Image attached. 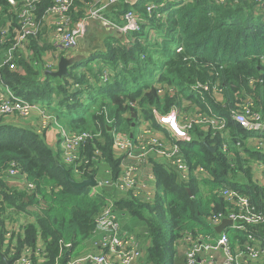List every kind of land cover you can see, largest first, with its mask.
<instances>
[{
	"label": "trees",
	"instance_id": "16d2710c",
	"mask_svg": "<svg viewBox=\"0 0 264 264\" xmlns=\"http://www.w3.org/2000/svg\"><path fill=\"white\" fill-rule=\"evenodd\" d=\"M6 1L0 0V26L6 18L15 19V15L4 8ZM51 1L40 0L36 19H40ZM149 1L153 0H138L135 4L120 1L104 11L107 21L120 25L122 14L134 9L148 24L142 23L138 32L126 34L124 44L119 37L111 35V40H106L107 52L79 62L86 71L79 73L76 65L72 73L64 74L68 78L66 86L57 83L51 86L50 80L61 81V76L44 73L42 80L38 77L39 68L49 66L50 71L57 68L56 59L45 62L39 58L44 50L42 43L32 42L36 56L33 66H27L19 51L14 60L15 69H9L2 63L9 45L2 43L0 37V81L11 88L15 96L29 102L39 96L45 100L50 90L61 93L63 97L57 100V110L61 115L70 114V119L64 122L68 126L76 125L72 127L74 133L89 131L91 135L77 149L82 164L74 171L73 165L63 160L59 147L50 148L43 136L32 128L1 121L0 117V188L4 194L0 201L2 264L5 260L13 264L22 253H27L31 264H66L70 257L94 243L98 236L93 232L94 219L108 205L106 196L111 197L118 210L140 221L148 238L146 257L150 264H185V253L179 252L175 243L182 242L187 235L217 236L206 220L211 214L225 211L226 202L218 194L223 186L247 195L264 216V186L256 184L249 165L251 159H264V153L247 147L249 134L231 116L233 110H241L249 103L264 119V9L257 11L253 0H227L223 5L213 0H174L161 7L160 14L162 9L178 6L162 23L147 16L145 7ZM82 5L83 2L77 1L71 9L72 23L81 19ZM250 14L255 16L252 21ZM154 24L155 27L150 26ZM156 32L160 38L154 42L151 36ZM162 58L168 60L161 69ZM98 61L96 71L92 70L91 64ZM158 69L162 72L159 76L155 72ZM151 79L166 87L167 83H177L186 90L185 94L192 92L189 89L192 85H206L208 91L201 97L192 92L187 98L197 106L200 104L201 110H206L202 103H208L211 117L226 120L227 131L210 126L206 130L190 129L189 142H175L170 135L165 137L166 143L180 147L190 169L201 168L204 177L190 175L182 179L177 172L167 169L163 161L150 158L160 188L151 202L131 199L130 191L124 194L113 187L92 195L90 187H73L63 167L77 181L89 176L99 179L117 175L119 158L112 149L113 135L132 131L131 113L138 119L153 120L154 108L146 106V102L152 104L159 115H165L172 105L182 106L183 90L171 92L168 89L161 97L157 85L146 90ZM129 102L134 103L133 110ZM98 108L100 113L93 114ZM158 127L156 125L160 130ZM161 130L167 132L163 127ZM262 137L264 134L257 140ZM224 143L230 152L223 148ZM236 145L244 148L240 150ZM96 149L101 153L95 154ZM12 161L18 171L16 183L7 185V168ZM31 205L36 206V211L29 210ZM8 208L28 213L27 216L33 218L29 217L4 237ZM166 225L170 227L174 249L170 247ZM248 227L256 234H264V220ZM226 231L232 248L245 250L246 236L239 231ZM38 238L40 244L36 245Z\"/></svg>",
	"mask_w": 264,
	"mask_h": 264
},
{
	"label": "built area",
	"instance_id": "2783aa9c",
	"mask_svg": "<svg viewBox=\"0 0 264 264\" xmlns=\"http://www.w3.org/2000/svg\"><path fill=\"white\" fill-rule=\"evenodd\" d=\"M77 1L83 2V0H52L51 4L46 8L40 19H36L35 12L39 0H22L20 8L13 10L12 14H17L15 15V19L17 17L25 16L28 19V22H32L33 19H35L39 24L45 23L48 18L51 19L46 28L55 22V29H58L61 34L60 38H58L59 43L57 44V48H60L65 52L76 47L79 38L86 34V23L90 18L103 20L108 27H111L120 36L126 35L130 32H138L140 25L145 20L139 12L134 9L126 10L122 14V24L120 25L110 24V22L104 17V11L109 9L114 3L123 1L128 4H135L137 2L136 0H95L93 3H91L90 0L89 5L84 8L85 11L81 19L72 23L69 13L71 9L74 8ZM173 1L174 0H163V2L162 0L156 2L149 1L145 7L147 16L150 18L158 6H162L163 3ZM213 1L217 5H223L227 0ZM8 2L10 3L8 6H16L15 0H8ZM253 2L257 11L264 9V0H253ZM9 12H11V10H9ZM3 25L8 26V22ZM16 25L21 27L20 22H17ZM7 32L8 27L0 28L2 43H8V39L11 38L10 35H6ZM12 39L14 40L15 38L13 37ZM21 39L22 38L18 39V41ZM121 43L124 44L125 40L122 39ZM22 45H19L13 51L6 50L7 57L2 60V63L7 65L11 70L15 69L14 60L16 58V53L20 50L22 52ZM55 57L57 62L58 57L56 55ZM207 88L206 85L202 84H195L189 87L192 92H197L200 97L203 92L208 91ZM166 90H168V88L162 86V92H160V94H165ZM192 92H188L187 95H190ZM188 101L192 103L194 107H197V104L191 99H188ZM205 104L207 106L209 105L207 103ZM129 105L134 107V104ZM180 111L185 114L180 107L172 105L169 111L165 115H162V127L170 132V136L175 142H189L191 140L189 128L192 123H196V120L198 119L206 121L213 129H225L226 120L224 118L211 117L209 115L211 113L210 105L207 110H201L197 107L194 111L196 117L192 118L188 124H179V116L181 115ZM31 112L32 106L22 102L16 98L14 94H0V116L29 115ZM175 114L178 117L177 121ZM231 116L234 121L247 131L249 138L257 140L258 136L264 134V119L250 106L249 103L243 105L241 110H233ZM217 125H219V127ZM139 133V135L133 136L134 139L132 141L122 135L115 136L114 146L120 155L118 165L119 172L116 175V180L112 183L105 182V186L113 187L124 194L126 191H130L133 195H136L141 188H147V185L143 183L138 176V170L135 166L136 162L145 161L146 158L151 156L161 159L167 169L174 170L182 179L189 178L190 175L197 178L204 177L201 168L190 169L188 163L182 158L183 156L180 153V147L177 144H169L170 147L167 149V152L170 153L171 157V161H169L168 159H164L162 154L164 145L168 143L165 142V144L161 145L159 142L151 139V133L146 128V125L141 126ZM71 134L72 135L67 133L63 146L59 145V148L63 160L72 164L74 171H77L76 169L82 164L77 149L85 139L91 135L74 132ZM144 134H147V139L144 137ZM124 144L126 146H124ZM100 153L101 152L98 149L95 150V154ZM7 172L9 177L13 179L16 178L18 171L14 161L10 163ZM149 174H151V182L154 181L155 176L153 172L151 171ZM262 174L264 175V172ZM28 185L29 187L32 186L29 183ZM91 190L92 194L97 192L99 190V183H96L95 187H91ZM148 193L153 197L155 191L153 190L152 193ZM218 194L226 202V209L223 212L211 214L206 221L212 227L217 226L223 219L230 220L231 224L226 225L216 237L209 235H205L204 237L199 235L197 237L189 235L184 236V239L180 244L186 246L185 264H256L257 262L262 261V258L264 257V234H256L248 227L255 226L264 220L262 212L257 211L250 198L239 190L229 186H223L220 188ZM136 198L142 199L140 196H137ZM114 206L113 202H109L102 212L94 219L93 232L98 235L96 236L94 243L99 242L98 247H101L103 251L100 253L90 251L80 256L70 257L66 264H131L134 260L136 250L134 246L129 248V241H121L118 238V223L115 217ZM226 230L239 231L246 236L245 250L232 248ZM7 236H9V233ZM68 245L69 244L66 246ZM26 254L27 253H24L20 259L17 258L13 264H31L26 257ZM115 254L119 256L118 262H114L110 259V256Z\"/></svg>",
	"mask_w": 264,
	"mask_h": 264
},
{
	"label": "rangeland",
	"instance_id": "374dc122",
	"mask_svg": "<svg viewBox=\"0 0 264 264\" xmlns=\"http://www.w3.org/2000/svg\"><path fill=\"white\" fill-rule=\"evenodd\" d=\"M16 1V0H15ZM95 0H91V3H93ZM21 2L22 0L16 1V6L12 7V6H8V4H10L8 2V0L6 1V4L4 5V8L6 10H11V12H13V10H17L20 8L21 6ZM40 2V0H39ZM90 0H83V5L81 6V8H83V10L85 11L84 8L87 7V5H89ZM14 6V5H13ZM162 6H158V8L155 10V13L152 17L156 18L159 22H165L168 18V14L170 13V11L174 10L173 8H167L164 13H163V17L162 14H160V9ZM0 15L2 16V13L0 11ZM17 15V14H12V16ZM250 21H252L255 16H253L252 14H250V16H248ZM253 18V19H252ZM5 23L6 24L8 22V32L6 33V35H10V39H8V45H9V49L8 51H13L15 48H17L19 45L21 46L22 52H23V57L24 60L27 62V66H33V62L36 59V56L34 54V49L31 47L32 42H37V43H42V47H44V50L42 51V53L39 55V58L41 60H45V62H48L49 59H55V54L59 57L64 56V57H75L73 60V62H71L70 64L67 65L66 68V73H68V71H70V73H72L73 68L77 65L78 67H76V69H78V72L81 73L82 71H86V68H82L80 65V59H81V52L83 51L84 55H87V58L92 59L94 58L97 54L100 53H104L107 52V44H106V40L109 41L111 40L110 38H112L111 35L113 36H120L115 30H113L111 27H106L107 30L104 29V21L101 19H94V18H90L89 20H87L86 23V34L79 38L78 43L76 45V47L68 50V51H63L60 48H57V44L59 43L58 38H60V32L58 31V29H55V22L50 25L48 28V22L51 20L48 18V20L45 23L39 24L35 19H33L32 22H28V19L25 16H21V17H17L16 19H5ZM93 21V25L92 22ZM3 22V21H2ZM17 22L21 23V27H18L16 25ZM103 23V24H102ZM144 24H148L147 20H145L143 22ZM156 23V21H155ZM111 24V22H110ZM113 24V23H112ZM102 27H101V26ZM100 26V27H98ZM111 26V25H110ZM152 27H155L154 25H150ZM101 30V33L99 34V32ZM150 31L153 33V29L151 28ZM164 33V32H163ZM95 36V37H94ZM15 38L14 40L12 38ZM22 38L21 40L18 41V39ZM160 38V35L156 32L151 36V39L155 42L156 40H158ZM50 47V48H49ZM49 48V49H48ZM162 47H159V49H161ZM82 49V50H81ZM80 50V51H79ZM177 50V49H176ZM21 51V50H20ZM19 52V51H18ZM78 52L79 55H75V53ZM82 54V55H83ZM20 56V55H19ZM84 57V56H83ZM48 59V60H47ZM71 59V58H69ZM262 60L264 61V56L262 58ZM97 64V65H96ZM99 64L97 62H93L91 64L92 66V70L97 69V66ZM101 64V62H100ZM46 65H48V63H46ZM162 69V67H161ZM47 71H50L49 66H46L44 68H39L38 69V77H40V79L42 80L44 78V73L47 74ZM156 75L159 76V74H161L162 72L160 71V69L156 70ZM107 72L104 71V76L106 75ZM31 74H29L30 76ZM54 76V75H53ZM62 80L59 81L57 79H54L55 81H53L52 79L50 80L51 82V86H56L57 84H61L63 86H66V82L68 80V78L66 76H64V74H62V76L60 77ZM152 79L150 80V86L147 87V91H150L151 86H156V89L160 92H162V84L158 81H152ZM165 88H168L169 90L172 91H176V90H183V94H184V102L182 101V106L180 107L182 109L183 112H185V114H183L181 111V115L179 116V124H188L189 121L192 120V118L196 117V114H194V111L197 109L198 106H200V104H198V106L194 107V105L192 103H190L188 101L189 96H185L188 94V92L185 94L186 90L185 89H181V86H178L177 83L171 82V83H167L166 87L165 85H163ZM14 94L13 90H11V88H8L6 85H4L1 81H0V94ZM15 96V95H14ZM62 96L61 93H57L55 90H50L49 93L46 95V99L43 100V98L41 96L36 97L31 99V102L23 100L20 97L15 96L16 98H18L19 100H21L22 102H24L25 104H29L32 106V112L29 115H3L0 116L2 118L1 121H9V120H13L16 121L17 123L19 122L20 125H22V127H26V125H29L32 127V125H34L35 127L33 128L35 130V132L41 137L43 136L44 140L47 142V144H49L50 148H54V147H59V145L63 146L64 144V139L67 136V133H69L70 135H72V132H75L74 130H72L74 126H68L66 124L67 120L70 119L69 117V113L67 115H61L58 110H57V106H59V104L57 103V100ZM160 96L162 97V93L160 94ZM63 97V96H62ZM61 97V98H62ZM61 98L59 100H61ZM208 98V97H207ZM129 104H134V103H130ZM208 104V103H207ZM146 106L150 107V108H154L155 110H157L155 107H153L152 104L149 103H145ZM130 106V105H129ZM209 106V105H208ZM208 106L205 103H202V107L205 108L206 110L208 109ZM130 110H133V108L130 106ZM158 112V110H157ZM100 113L99 108L93 113ZM81 113H79L80 115ZM176 117V121L178 119L177 115L175 114ZM66 121V122H64ZM196 123H192V125L190 126L189 129H194L196 127H198L199 130H206L209 128V126L211 127V125L209 123H207L206 121H202L201 120H196ZM133 123V122H132ZM138 127L141 126H146L147 127H152V128H156L155 123H150V121L147 119H143L140 118L138 119ZM157 123V122H156ZM19 125V126H20ZM111 124H109L108 126H110ZM219 127V125H217ZM30 128V127H28ZM157 128L155 129V131H152V135H151V139L155 140L156 142H159L161 145L165 144V137L168 136L169 131L165 132L162 130H157ZM81 133L83 134H88L90 135L89 131H81ZM51 135V136H49ZM144 137L147 139V134H144ZM51 138V139H50ZM113 139H114V135H113ZM251 142V144L253 143V139L249 140ZM248 146L250 144H247ZM255 145V144H254ZM170 147L169 144H165L164 148L162 149V154L164 159H168L169 161H171V157H170V153L167 152V149ZM236 147L238 149H243L244 147L242 146L240 148V145H236ZM261 144L258 143L256 145V148H261ZM223 148L227 150V152L229 151L228 146L224 143L223 144ZM213 150L215 149L212 148ZM186 160V159H185ZM65 163L67 165H70L69 163H67L65 161ZM251 168L253 169L252 163H250ZM135 168L138 170V172H142V175L144 176L145 173H151V162L148 158L145 159L144 164H140L139 162H136V166ZM145 172V173H144ZM255 171H252V174L254 176ZM262 174V173H261ZM106 177V176H105ZM142 177V176H141ZM8 177L6 178V183L7 185H12V183H16L15 179ZM200 178V177H198ZM143 179V178H142ZM264 180V177L262 175H260V180ZM96 183H99V190L97 193L101 192V189L103 188H109L108 186H105V182L107 183H112L113 181L116 180V176H108L106 178H101L99 177V179H95ZM20 184H22L20 182ZM18 184V186L20 185ZM148 188V186H147ZM200 190H203V185L200 184L199 185ZM189 190V192L191 193V190L189 188H187ZM92 190H90V195H92L91 193ZM154 191L155 194H158L160 192V188L158 186V184L156 186H154ZM132 195L131 199H136L137 196H140L142 198V202H151L152 200V196L147 192L146 187H143L139 190V192L136 195ZM105 199H107V201L109 202H113L111 200V197L106 196ZM115 207V206H114ZM119 208V207H118ZM104 209V208H103ZM102 209V210H103ZM36 211V206L35 205H31L30 207V211ZM102 210L98 213L100 214L102 212ZM123 212H125L124 210H118L117 207H115V217L117 219V223H118V233L117 236L121 241H129V248H131L132 246H134L136 253H135V257L134 260L131 262V264H150L147 261V257H146V247L148 245V238H147V234L143 231V229L140 227L141 223L140 221L133 217V216H128L125 215ZM6 215L8 216V219L5 220V225H4V229L9 233L10 231H14L18 229V226H20L22 223H25L26 221L29 220V217L27 216V214H23L22 212H15L14 209L12 208H8L5 211ZM33 217H30V219H32ZM8 233L6 235H4V237H6L8 235ZM166 235L168 236L169 242H170V247L172 249H174V242L171 241L170 239V227L169 225H166ZM40 244L39 238L36 242V245ZM99 246V242L94 243L93 245H91L89 247V245L87 246L88 248L86 249H92L93 252H97L100 253L101 251H103V249ZM185 248V246L180 247V250H183ZM85 250V249H84ZM26 251V250H24ZM23 255V253L18 257V259L21 258V256ZM110 259L113 260L114 262H118L119 256L118 255H111ZM263 260L260 261V263L264 264V258H262ZM2 262H0L1 264ZM169 264V263H168Z\"/></svg>",
	"mask_w": 264,
	"mask_h": 264
},
{
	"label": "crops",
	"instance_id": "0c3cea01",
	"mask_svg": "<svg viewBox=\"0 0 264 264\" xmlns=\"http://www.w3.org/2000/svg\"><path fill=\"white\" fill-rule=\"evenodd\" d=\"M137 1V0H136ZM153 1H156V0H153ZM162 2H163V0H162ZM168 3H163V5L162 6H165V5H167ZM162 15H163V11H162ZM92 23V25H93V21L91 22ZM103 24V23H102ZM104 25V29L105 30H107V25L106 24H103ZM101 26V25H100ZM100 26H98V27H100ZM5 27H8L7 25H2V26H0V28H5ZM102 27V26H101ZM98 32H99V30H98ZM101 33V30H100V32H99V34ZM95 37V36H94ZM119 38L120 39H123V40H125V38H126V35H122V36H119ZM168 38V37H167ZM172 46L174 45L173 43H170ZM177 49V48H176ZM82 50V49H81ZM80 51V50H79ZM83 54V51L81 52V56H82V59H81V61L82 60H84L85 58H87V55H82ZM75 55H79V53L78 52H76L75 53ZM84 56V57H83ZM5 57H7V53H6V51H5V54L3 55V57H2V60L5 58ZM75 57H73V59H74ZM167 60L168 59H165V58H162V68H165V64H166V62H167ZM187 96H190V95H187ZM130 112V111H129ZM152 116H153V120H149L150 121V123H152V122H157V124H159L158 126H160V127H158V128H160V130L162 129V115H159L154 109L152 110ZM131 117H132V122H131V128L130 129H132V131H130V132H128V134H121L122 136H125L126 138H128V140H130V141H132L133 139H134V137L133 136H135V135H139L140 133V129H141V127H138V118L136 117V116H134L132 113H131ZM130 117V118H131ZM7 123H10V124H14V125H17V126H19L20 125V123L18 122H16V121H13V120H9V121H6ZM147 125V124H146ZM25 126L26 127H30V128H34L35 126L34 125H32V127L31 126H29V125H26L25 124ZM146 128L149 130V132L151 133V135H152V131H153V128H151V127H147L146 126ZM165 129V128H164ZM166 130V129H165ZM224 130H226V129H224ZM157 131V130H156ZM167 131V130H166ZM227 131V130H226ZM168 135H170V132H169V134ZM49 136H51V135H49ZM151 137V136H150ZM51 139V138H50ZM253 138H248V141H247V144H250L249 146L247 145V147L251 150V151H259L260 153H264V137H262V138H260V139H258V140H253V143L251 144V142L249 141V140H252ZM261 141H263V142H261ZM114 142H115V137H114V139H113V143H112V149H113V151H114V153L116 154V156L118 157V158H120V155L118 154V152H117V149L115 148V146H114ZM258 143H260L261 144V148H256V145L258 144ZM255 144V145H254ZM124 146H126L125 144H124ZM242 146L240 145V148H241ZM150 158H153V159H156L158 162H160L161 161V159H159V158H156L155 156H151V157H149L148 159L150 160ZM251 161V163H252V166H253V169H252V171L254 172L255 171V173H254V177H255V182H256V184L258 185V186H264V180L262 179V180H260V175H262L263 177H264V175L263 174H261V173H263L264 172V159H251L250 160ZM151 162V170H152V161H150ZM135 163V162H134ZM140 164H144V161H142V162H139ZM99 164H101V163H99ZM250 165V164H249ZM166 166V165H165ZM251 166V165H250ZM107 170V169H106ZM106 170L104 171V174H105V172H106ZM103 171V170H102ZM118 172H119V170H118ZM145 173V172H144ZM138 176L140 177V179L143 181V183H145L147 186H148V188H146V190L148 191V192H150V193H152L153 192V190H154V186H156L157 185V180L155 179L154 181H152L151 182V178H150V176H151V174H149V173H145V175L143 176L142 175V172H138ZM142 176V177H141ZM143 178V179H142ZM11 179V178H10ZM81 180H83V179H81ZM81 180H78V181H81ZM96 181V180H95ZM244 182V181H243ZM242 182V183H243ZM245 183H243V185H244ZM91 188V187H90ZM3 198H4V194H3V188H0V201H2L3 200ZM220 198V197H219ZM30 210V209H29ZM23 214H27L28 215V213H24L23 212ZM213 228H215V226H213ZM5 233V232H4ZM217 234H218V232H217ZM261 235H263V234H261ZM214 237V236H213ZM216 237V236H215ZM91 245H93V244H90L89 245V247L91 246ZM175 247H176V249L179 251V252H183V253H185V251H186V248H184L183 250H180V247H181V244L178 242L177 244L175 243ZM86 248H88L87 246H85L79 253L80 254H77V255H75V256H73V257H76V256H80V255H82V254H85V253H87V252H90V251H92V249H86ZM85 249V250H84ZM219 255H221V254H219ZM264 258V257H263ZM219 259H220V256H219ZM5 264H6V262H5Z\"/></svg>",
	"mask_w": 264,
	"mask_h": 264
},
{
	"label": "water",
	"instance_id": "95a60500",
	"mask_svg": "<svg viewBox=\"0 0 264 264\" xmlns=\"http://www.w3.org/2000/svg\"><path fill=\"white\" fill-rule=\"evenodd\" d=\"M71 58V59H69ZM73 57H64L61 56L58 59V63H57V68L55 71H47L48 74L54 75V76H62V74L66 73V68L67 65L70 64L71 62H73ZM63 169L65 170V176L67 178V181L75 188H83V187H95L96 186V181L94 179L93 176H89L86 179H83L81 181H77L75 179H73L72 177H70L69 172L63 167ZM231 221L228 219H223L217 226H215V231L216 232H221L222 229L226 226V225H230ZM2 256V255H1ZM6 264H9V262L7 260H5Z\"/></svg>",
	"mask_w": 264,
	"mask_h": 264
},
{
	"label": "clouds",
	"instance_id": "9594fccd",
	"mask_svg": "<svg viewBox=\"0 0 264 264\" xmlns=\"http://www.w3.org/2000/svg\"><path fill=\"white\" fill-rule=\"evenodd\" d=\"M137 1H138V0H137ZM159 3H160V2H159ZM165 6H166V5H165ZM162 7H163V6H162ZM177 7H178V6H174L173 8H177ZM162 11H163V13H164V9H162ZM154 13H155V12H153L152 16L154 15ZM152 16H151V17H152ZM151 17H150V18H151ZM162 17H163V15H162ZM146 20H147V19H146ZM144 21H145V20H144ZM116 37H119V36H116ZM121 41H122V39H121ZM59 58H60V57H58V59H59ZM81 59H82V57H81ZM81 59H80L79 61H81ZM57 63H58V60H57V62L55 63V64H56V67H57ZM155 125H158V124L155 122ZM150 127H151V126H150ZM155 127H156V126H155ZM151 128H152V127H151ZM155 129H156V128H153V131H155ZM33 130H34V129H33ZM34 131H35V130H34Z\"/></svg>",
	"mask_w": 264,
	"mask_h": 264
}]
</instances>
